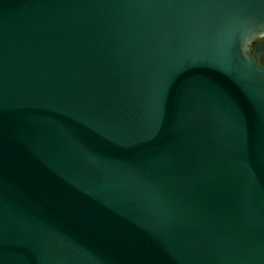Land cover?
<instances>
[{
	"label": "water",
	"instance_id": "95a60500",
	"mask_svg": "<svg viewBox=\"0 0 264 264\" xmlns=\"http://www.w3.org/2000/svg\"><path fill=\"white\" fill-rule=\"evenodd\" d=\"M264 0H0V264H264Z\"/></svg>",
	"mask_w": 264,
	"mask_h": 264
},
{
	"label": "flooded vegetation",
	"instance_id": "af4514ba",
	"mask_svg": "<svg viewBox=\"0 0 264 264\" xmlns=\"http://www.w3.org/2000/svg\"><path fill=\"white\" fill-rule=\"evenodd\" d=\"M247 51L250 56L256 57L259 63L264 66V32L249 42Z\"/></svg>",
	"mask_w": 264,
	"mask_h": 264
}]
</instances>
